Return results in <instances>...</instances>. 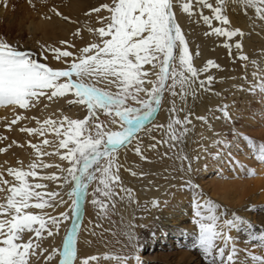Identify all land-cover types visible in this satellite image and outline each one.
I'll return each mask as SVG.
<instances>
[{"label":"snow or ice","instance_id":"snow-or-ice-1","mask_svg":"<svg viewBox=\"0 0 264 264\" xmlns=\"http://www.w3.org/2000/svg\"><path fill=\"white\" fill-rule=\"evenodd\" d=\"M9 3L0 0V8L7 12ZM26 4L37 15L34 31H46L54 24L75 27L72 39L56 43L36 39L30 48L0 36V108L14 114L4 127L9 133L25 134L19 141L0 135V154L16 148L29 156L27 164L21 159L15 166L7 160L0 163V264H91L97 257L78 255L82 206L90 203L100 220L114 213L125 198L136 202L120 175V150L135 140V154L150 163L137 135L143 131L154 141L146 146L148 150L167 144L170 149L180 145L182 152L193 117L188 99L210 91L216 79L210 70H221L212 59L195 66L199 46L191 49L177 13L202 22L205 38H223L229 57L240 61L245 70L249 63L256 67L248 87L239 88L253 95L258 89L264 102V70L244 53L245 31L231 27L226 12L231 4L245 16L251 12L250 20L264 24V0H103L82 10L87 18L82 25L64 10L69 5L63 0H26ZM242 79L247 82L246 75ZM64 105L83 115L69 117ZM166 105V125L155 124L154 118ZM213 115L225 122L233 119L227 103ZM195 118L207 123L205 117ZM33 122L35 126H28ZM154 130L162 132L161 139L151 135ZM222 143L226 141H214ZM250 143L256 159L264 164V144ZM178 158L188 160L187 168L180 171L188 174L186 183L192 187L191 158L179 154ZM131 175L145 173L131 171ZM151 206L159 207V202L153 200ZM194 209L198 228L194 246L207 264H241L237 242L229 233L242 226L249 230L253 247L260 249L256 254L246 248L243 264H264V230L252 231L251 222L203 194ZM58 237L60 245L55 243ZM128 244L137 250L139 237L129 232ZM105 259L127 264L126 258Z\"/></svg>","mask_w":264,"mask_h":264},{"label":"bare ground","instance_id":"bare-ground-1","mask_svg":"<svg viewBox=\"0 0 264 264\" xmlns=\"http://www.w3.org/2000/svg\"><path fill=\"white\" fill-rule=\"evenodd\" d=\"M65 1L66 4L69 5V7L65 10L67 12H70L72 17L74 16L78 18L81 17L82 10H85L90 5H98V3L101 2V0ZM227 9L228 11L226 10V12L231 21V27H239L245 31V37L243 39L245 54L248 56L253 55L256 52L255 51L253 53L255 43L259 40L264 39V24H261L259 21L250 20L249 16L252 15L251 12H249V16H245L239 9L234 6H228ZM177 16L179 23H181L185 33L187 34V39L189 40L191 49L195 51L197 46H199L200 56H194L195 66L202 67L208 59H212L214 62L220 65H222L223 62L227 61L224 56L227 50L224 51V48V50L221 49L222 46H220L219 44L222 39L220 41L216 37L205 38L201 30H195L193 26L188 25V20L185 15L178 12ZM201 23L202 22H200V24ZM252 23H255L257 26L255 28L251 27L250 25ZM34 25L35 24H33L32 22L25 28L33 36L39 33L42 39L44 41L47 40L48 42L49 40L56 39L57 37L65 38L71 27V25H69V27L66 24H54L53 26H50L46 31L37 32L32 30ZM55 27H58L59 30L56 31L54 29ZM249 33H251V35H249ZM257 56L258 55H256V57ZM222 66L225 67L226 65L224 64ZM235 68H238L239 70L237 64L234 69ZM228 69L230 68H227L226 71H228ZM214 70H212L211 72L214 73ZM238 72L239 71H237L236 74ZM222 76L224 77L225 75H223L222 73ZM237 81L240 80L237 79ZM230 83L234 84L235 82L230 81L229 84ZM227 86L228 85H226V87ZM98 87H104V85H98ZM227 93L230 96L226 99L225 97H223V95L228 96V94H226V92L224 93L223 89H215L212 86V89L210 91H208L207 93H201L198 96V99L200 101V111L198 113L201 117H203L204 110L209 109V111H212L219 105L227 103L230 105L231 112L233 114V119L231 120L232 123L235 121L238 122V124L236 123L237 126L235 125L237 129L236 134L231 136L230 138H227L228 143L226 147H223L224 149L220 153V155L214 158L209 164L206 165V167L203 165V163L207 159H210L209 154L212 150L215 149L214 141L217 138L216 135L219 134L217 126L220 124L222 119L215 120L213 115L216 110L215 109L211 112V118L214 120L213 128H211L210 130L206 129V126H204V121L202 120L196 122V131L193 132V135H191L188 140L192 139L194 141L192 144H195L193 152L190 153V156L192 155L191 157L195 158V161L192 164V177H198L199 179H191L198 184V187L200 188L199 190H195L194 186L185 188V185L187 184L185 183V181H179V183L176 184V182H178L176 180L175 182L173 181L176 184V187H172L168 195H165L163 193L157 194L159 192L158 190L156 191V195L155 192L152 193V191H154L153 189L158 186L156 182L154 183V181L157 180L158 182V179L161 180L160 178L163 177L162 175H166L165 173H167L168 169L172 167L171 165L176 163L175 160H179L178 154L179 156L182 155V152L179 148H177V154L174 157H171L169 153L165 155V152L155 154L151 153L149 155L150 158H154L156 162L154 161V163H152L151 166L147 168L152 169L153 172L156 171L158 174L156 175L157 178H155L153 181L142 182V184L146 183L147 186H143L138 181L137 183L130 178L126 179V177H122V164L120 160L118 161V163H120L121 165L120 175L122 177V180L124 184L129 185V188L132 190V197L133 200L136 201L135 203L140 204V202H149L147 208L143 210L142 213H139L140 215L142 214L143 218L138 220L136 219V222L138 223V225H141L144 222L150 221L155 218L156 220L154 222L157 223V230H154L155 234H153L149 238L145 246V248L148 249L147 253L149 254V256H143V253H141L140 250L137 249L136 251H133V257L127 260V264H138V261L139 264H207V261L205 260L201 251L194 246L196 243L195 238L198 234V228L194 223V203L200 198L201 190L207 193L214 200H216L217 204L226 206L230 214L235 213L237 216L243 218L244 220L251 222V224L253 225L252 231L258 233L261 230H264V164L260 163L259 160L256 159L255 152L251 148L250 143L254 142L257 146L264 144V102H261V98H258L259 101L256 105L248 107V94L246 96L244 95V99H241L242 110L240 109L241 111H238V108H236L235 103L233 102V100L236 101V92L233 90ZM239 93L242 94V92L240 91ZM63 107L65 114L71 118H77L83 115V112L78 111L75 107H72L71 109H69L67 105H64ZM38 115H44V113H38ZM215 115H218V112H216ZM160 119H163V121L167 123L168 115L161 114L157 118H154V122ZM214 130L217 131V133H214ZM49 139H51V137H49ZM33 142L38 143L39 139L34 140ZM205 145H208L209 149H206ZM123 151L124 149L120 151L119 157H121ZM197 156H199L200 159L197 160ZM3 158V154H0V163L4 162ZM20 159L23 160L25 164H27L29 162L28 152L23 150ZM13 166H15V164ZM48 171H51V169H49ZM249 172H254V175H249ZM170 183L172 184V182H169L166 186H163L162 192L168 190ZM137 188H139V190H141L142 188V193L150 192V194L144 196L140 191L137 190ZM153 200L159 202V207L153 208L151 206V202ZM87 208L88 210L86 209L87 211L85 218L88 221H84L83 224L81 223L82 225L80 226L77 234V247L79 257L83 259L89 257L90 255L103 254L105 251H107L105 253L114 254L115 252L113 250L115 249H111L109 246H107V242H110L111 235L108 233V226L105 223V219H97V214L94 215V213L92 212L94 208L90 203H87ZM124 211L128 213V210L125 209V206ZM91 218L93 219V221L91 220ZM97 224H99V227H97ZM123 229L125 230V228ZM63 234L64 229L61 230V236H63ZM229 234L233 236V238L237 242L236 247L240 250L241 264H243L244 262V250L246 248L256 254H260V249L253 247V244L255 242H250L249 230L247 228L242 226L239 231L233 230ZM55 243L60 245L61 239L58 237ZM105 263L110 264L109 261Z\"/></svg>","mask_w":264,"mask_h":264},{"label":"rangeland","instance_id":"rangeland-1","mask_svg":"<svg viewBox=\"0 0 264 264\" xmlns=\"http://www.w3.org/2000/svg\"><path fill=\"white\" fill-rule=\"evenodd\" d=\"M50 2H53V0H50ZM54 2L55 3H60L61 0H54ZM101 2H103V0H101ZM213 2H214V0H213ZM63 3L66 4V1L63 0ZM13 5L16 6L15 7V11L12 10V6ZM230 6L232 7L231 4L229 5V7ZM37 7L40 8V4L39 3L37 4ZM226 10L228 11V9H226ZM205 14H209V12H208L207 9L205 10ZM82 16L83 15H81V17H79V18L73 16V18L78 19L79 22H80V24L82 25L84 23V21L87 19L86 17H84V16L82 17ZM187 20H188L187 21L188 22V25L189 26L190 25L193 26L195 28V30H201L202 32L206 30V26H204L203 23H201V24L200 23H196L195 22V18H193L192 21H190L188 18H187ZM32 22H33V24H36V22H37V15H36L35 12H33L27 6L26 0H10L9 10L7 12H5L2 8H0V36L6 37V38H8V39H10L12 41H15V42H19L25 48L33 47L34 46V41L36 39H40L41 41H44L42 39L41 35H39V33L36 34L35 36H33L32 34H30L26 30L25 27L28 26V25H30ZM71 27H70L69 32L67 33V36L65 38L57 37L56 39L49 40V43H56L57 41H59L61 39H72L71 33L74 30L75 25H71ZM54 29L56 31L59 30L58 27H55ZM86 38H87V35H86ZM221 39H222V41H221ZM218 40L221 41L219 44H220V46H222V48L221 47L220 48L223 49L224 48L223 47V43H224L223 38H218ZM45 41H47V40H45ZM79 42L80 41L77 40V43H79ZM256 46H257V48H256ZM263 46H264V39L257 41L255 43V48H254L253 53L255 51L256 52L253 55L248 56L250 58L249 59L250 61L251 60H256L257 61L258 65H259V68H261V70H264V55H261L262 50H264ZM226 50L227 49H225L224 51H226ZM233 52H235V49H233ZM256 55H258V56L256 57ZM224 56L227 59L228 63H227V61H225L226 63L223 62L222 65L225 64L226 65L225 67L228 66L227 68H230V69H228V71H230V72L226 71L227 68H225L224 66H222L220 64L219 65L221 66V70L215 71L216 69L215 70L214 69H211L210 71L214 70V73L213 74H215L216 72L217 73L219 72L218 74L217 73L215 74L216 75L215 76L216 77V79H215L216 82L214 81L213 87L215 89H223L224 90V93L226 92V94H228L227 92L234 90L237 95H236V101L233 100V102L235 103L236 108H238V111H241L242 110L241 109L242 108L241 107L242 106L241 99L243 100L244 99L243 97H245L247 94H248L247 95L248 96V104H247V106L248 107H251L252 105H256L257 102L259 101L258 98H260V96L258 97L259 90L257 89V94L256 95H253V94H251V93H249L247 91H241L240 88H239V86H241V85L245 89L248 87L249 83L252 82V73H253V71H256L257 70L256 67H254L252 64L249 63L247 70H245V68L242 66V63L240 61H238V60L232 61L231 58H229L228 50L225 52V55ZM254 58H256V59H254ZM236 64H237V67H239V70H238V68H235L234 69V67L236 66ZM239 64H241V65H239ZM232 71H233V73H232ZM235 71L236 72L239 71L240 73L238 72L237 73L238 75H237ZM227 72H228V74H227ZM222 73H223V75H225L224 77L222 76ZM231 73L233 74V77H232V74ZM235 74L237 75V77H236ZM228 75H229V77H228ZM245 75L247 76V82H245L242 79V77H244ZM237 79L240 80V81H237ZM226 81H229V82L230 81L231 82L234 81L235 83L234 84L233 83H230L229 84V82H226ZM222 84H224V85H222ZM216 85H219V86H216ZM226 85H228L229 87L228 86L226 87ZM226 88H228V89H226ZM239 91L242 92V94H240ZM229 96H230L229 94H228V96L223 95V97H225L226 99ZM250 99H251V101H250ZM199 102L200 101H199L198 98L195 99V100H193L192 98H189L188 99V102H187L188 103V107L193 112L192 125L189 126V129L190 130H189V133H188L187 138L183 142V145H182L183 151L181 153L182 154L181 156H187V157L191 158L192 164L194 163L195 158H192L191 157L192 155L190 156V153L193 152V150L195 148V146H194L195 144H192L194 142L192 139H190V140H188V139H189V137H191V135H193V132H195L196 131V128H197V126L195 124L199 120H197L195 117L200 116L199 113H198L200 111V109H199ZM166 109H167V105L161 108V110H160L161 112H159L156 115L155 118H157L161 114L169 115ZM215 109H217V108H215ZM215 109H213L212 111H214ZM212 111H209V109H208V110H204V113H203V117H205L207 119V123H208V124L207 123H204V126H206V129H208V130H210L214 126L213 125L214 124V120L211 118V112ZM0 112H1L0 113V135H8L10 139H13L14 138V139H17L18 141L19 140H22L24 138L25 134L20 133L19 131H14V132H10L9 133L6 130V128L4 127L5 122L6 121H10L13 118V115H14L13 112L6 111L3 108H0ZM218 115H220V113H218ZM215 120H217V119H215ZM164 121H165V118H164ZM164 121H163V119H160V120H157L154 123L155 124H165L166 125V123ZM221 122H222V124H221ZM221 122L217 126V128H218L217 130H219V134L216 135L217 138L215 140L222 139V140L226 141V143H222V144H219V145H216L215 144V149L212 150L210 152V154H209V158L210 159H207L203 163V165L205 167L214 158H216L217 156L220 155V153L224 149L223 147H226V145L228 143V139L227 138H230L231 136L234 135L233 133H236V130H237L236 129V126H237L238 122L235 121V122L232 123V121L225 122L223 120ZM28 126H35V124L33 122L32 124H29ZM150 127H152V125H150ZM215 132L217 133V131L214 130V133ZM137 135L142 140V144L144 146L145 155H147L149 157V160L151 162L149 163L147 161H141L139 159V157L135 154V151L133 150L134 145L136 143V141L133 140V144L132 145H129L128 149H124L123 153L121 154V157H119V160L121 161V164H122V167L121 168H122V173L123 174L122 173L121 174H122V177L124 176V177H126V179L127 178H130V179H132V180H134L136 182L138 181L143 186H147L146 183L142 184V182L153 181L155 178H157L156 175L158 174L156 171L153 172L152 169H148L147 168V167L151 166V164L154 163V161L156 162V160L154 158L153 159L150 158L149 155L151 153H154L155 154V153H160V152L161 153H164L165 152V153H169L171 157H174L177 154V148L180 149L181 146L178 145L176 148H171L170 149V148H168V145L167 144H164L162 146H159L158 149L155 150V151L148 150L146 146L149 143H153L154 142V141H152L150 139L149 134L142 131V132L138 133ZM151 135L152 136H155L157 140H159V139L162 138V132L161 131L154 130L151 133ZM32 139L34 141V140H38L39 138H32ZM196 147H197V145H196ZM205 148L206 149H209V146L208 145H205ZM121 150H123V149H121ZM22 151H23L22 149H16V148L11 149V150H9V152L7 154H3V157H4L3 160L4 161L7 160L8 161V164L10 166H13L15 164V161L17 159H20ZM175 162L176 163H174V164L171 165L172 167L170 166L172 169L169 168L168 171H167V173H165L166 175H162L163 177L161 176L163 179L162 178H160L161 180L158 179V182H157V180L154 181V183L156 182V184L158 186H156V188L153 189L154 191H152V193L155 192V195H156V193H157L156 191L158 190L159 192L157 194H159V193L162 194L163 193L165 195H168L170 189L172 187H176V184H178L179 181H183V182L185 181V183H186V181H188V176H187L188 174L186 175L185 173H183V172H181L179 170L182 167L183 168H187L188 160H182V159L179 158V160H175ZM131 171H136L137 173L143 171L145 173V175L144 176L137 175L136 177H133L131 175ZM192 171L190 173L191 178L193 180H198L199 179L198 177H192L193 176ZM155 172H156V174H155ZM151 177H152V179H151ZM167 177H169V178H167ZM181 177H183V178H181ZM192 179H191V185L194 186L195 190H199L200 188L198 187V184L195 183ZM176 180L178 182H176V184H175L174 182ZM161 181H162V183H161ZM169 182H172L173 185L170 183V185H169L170 188L168 187V190H166L165 192L164 191L162 192L163 186H166ZM124 187L125 188H129V185L124 184ZM185 188H189V186H187V184H186L185 185ZM137 190L140 191L141 193L143 191L142 188H141V190H139V188H137ZM142 194L144 196H147V195L150 194V192H146V193H142ZM201 194H203V196L206 199H211L212 201H214V202L217 203L216 200H214L212 197H210L207 193H205L202 190H201ZM145 203L146 202H140V204L139 203H135V202L134 203H129L127 198H125L123 202H118L117 203L116 211L114 213L110 214V216L107 219H105V223L108 226V233L111 235L110 242H107V246H109L111 249L114 248L115 250H113V251L115 253L114 254H111V253L109 254V253H105V252H107V251H105L103 254H100V255H90L89 257H93V256L94 257H97V260L91 261V264H106L105 262H108V261H109L110 264H117V261L114 260V259H105L106 256L107 257L116 256V257H120L122 259H125L126 258L127 260L131 259L133 257L132 256L133 255V250H132L131 246H129V244H128V233L129 232H133L134 234H136L139 237V247H138V249L140 250L141 253H143V256H149V254L147 253V250L148 249L145 248V246H146V242L149 240V238L153 234H155L154 230H157V228H156V226H157L156 224L157 223L154 222L156 220L155 218L152 219V220H150V221H147V222H144L143 224H141V225H143V227H141V225H138V223L136 222L138 219H142L143 218L142 217V214L140 215L139 213H142L143 210H145L147 208L149 202L146 203V204ZM124 206H125V209L128 210V213L126 211H124ZM86 209L88 210L87 203L82 206V211H83L82 220H81V223L82 224L84 223V221H88L85 218L86 211H87ZM92 212L94 213V215L97 214V210L95 208H94V210H92ZM91 220L93 221L92 218H91ZM123 228H125L126 231ZM91 249H95V248H91Z\"/></svg>","mask_w":264,"mask_h":264}]
</instances>
